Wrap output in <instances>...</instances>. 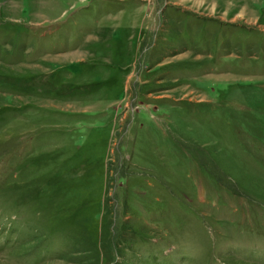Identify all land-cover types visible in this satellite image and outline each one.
<instances>
[{
  "label": "rangeland",
  "instance_id": "1",
  "mask_svg": "<svg viewBox=\"0 0 264 264\" xmlns=\"http://www.w3.org/2000/svg\"><path fill=\"white\" fill-rule=\"evenodd\" d=\"M0 264H264V0H0Z\"/></svg>",
  "mask_w": 264,
  "mask_h": 264
}]
</instances>
